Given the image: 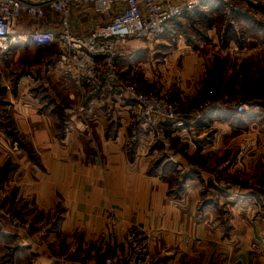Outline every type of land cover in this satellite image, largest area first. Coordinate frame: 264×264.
Instances as JSON below:
<instances>
[{
	"label": "crops",
	"instance_id": "0c3cea01",
	"mask_svg": "<svg viewBox=\"0 0 264 264\" xmlns=\"http://www.w3.org/2000/svg\"><path fill=\"white\" fill-rule=\"evenodd\" d=\"M87 9L71 7L74 27L107 17ZM207 13L201 7L182 14L154 43L119 41L120 75L181 100L218 91L211 82L222 79L205 71L212 63L204 58L214 53L215 43L179 38L185 24ZM57 18L50 14L44 24L55 26ZM35 68L38 74L27 71L13 92L2 93L9 103L0 106L6 111L5 119L0 116V169L7 163L11 169L0 192L32 230L24 238L0 216V264H102L108 255L129 254L128 227L141 236L155 264H264V203L257 207L241 196L254 189L212 184L213 193H205L203 181L211 179L201 171L179 187L183 154L165 155L160 144L153 148L157 140H169L154 132L183 141L196 124L220 123L221 107L212 106L196 124L176 128L166 122L147 132L131 122L126 96L118 90L81 92L69 63L52 56ZM160 71L170 73L168 79ZM35 84L38 91L31 90ZM220 173L230 175L227 169Z\"/></svg>",
	"mask_w": 264,
	"mask_h": 264
},
{
	"label": "rangeland",
	"instance_id": "374dc122",
	"mask_svg": "<svg viewBox=\"0 0 264 264\" xmlns=\"http://www.w3.org/2000/svg\"><path fill=\"white\" fill-rule=\"evenodd\" d=\"M238 5L239 8L231 9L229 14L220 3L203 6L208 9V13L202 17L197 16V20L193 17L190 26L185 24L182 27L179 37L183 41L199 40L203 46L215 43L212 56L204 57L207 60L211 59L212 63L211 68H206L205 71L208 70L213 77L220 76L221 81L214 79L211 82L213 89L219 85V90L213 91L212 94L197 93L185 100L171 98L165 94L170 100L181 104H187L190 101L195 104L201 103L205 97H208L210 102L220 105L219 107L222 109L219 112L221 117H218L220 123L196 124V122L202 121L203 116L210 108L199 119L193 121V116H190L186 123L190 122L197 126L188 132L189 135L183 141L172 136V133L169 132L163 134L154 132L156 138L158 136L164 141L169 139L166 142H169L171 146L165 148V145L162 144L163 141L157 140L153 148L160 149L158 146L160 144L165 155L183 154L185 161L183 160L184 164L182 169L180 168V173L184 178L178 181L179 187L185 184V179H197L196 175L198 171H201L203 176L211 179V182L203 181L205 184L203 192L213 193L209 188L212 184L218 188L233 186L241 189L247 188V190L253 188L254 191L243 193L241 196L252 198L251 201L257 203V207H259L264 203V0H240ZM79 9L81 8L78 7ZM87 12L95 13L90 7ZM26 43L15 42L5 51L0 50V106L9 103L2 93L4 91L13 92L17 88L18 80L26 75L27 71L38 74L39 70L35 68L38 62L51 56L61 62L60 53L56 47L33 45L32 48H29ZM176 43L177 39L174 38L170 48L174 47ZM19 44L24 45L19 47L17 46ZM235 61H237L236 66L232 63L229 65V62L235 63ZM161 62H163V56L158 58V63ZM169 74L166 71H160L158 76H161L162 80H166ZM120 78L126 84L135 83L121 75ZM137 85L148 91L157 88L152 85ZM162 86L165 87V84H161L160 88ZM38 88L35 84L31 90L38 91ZM126 99L128 104L130 100L127 96ZM238 105H242L241 110H238ZM81 107L83 108V106ZM129 110L131 122L136 125L132 119L130 107ZM1 115L5 119L6 111H1ZM9 123L7 121V124ZM186 123L181 127L186 126ZM0 125L3 124L0 122ZM206 143H210V145ZM203 148L206 149L203 150ZM246 154H248V159H246ZM161 157L163 158V156ZM171 163H168L167 166ZM10 169L9 163L0 169V189ZM224 169H227L230 175L226 173L225 176L219 177L218 174L222 173ZM245 172L248 177H245ZM8 197L9 195L6 193L0 192V216L5 217L12 228L20 230L24 234V238H27L32 230L31 223L8 208ZM206 203L207 201L204 200L201 204ZM130 229L136 232L134 227H128L124 238ZM146 255L149 262L155 264V260L153 257H149L147 251Z\"/></svg>",
	"mask_w": 264,
	"mask_h": 264
},
{
	"label": "built area",
	"instance_id": "2783aa9c",
	"mask_svg": "<svg viewBox=\"0 0 264 264\" xmlns=\"http://www.w3.org/2000/svg\"><path fill=\"white\" fill-rule=\"evenodd\" d=\"M239 1L0 0V50L5 51L19 41L54 46L60 53V60L71 66L81 92L89 89L95 93L103 88L118 90L130 100L128 104L136 125L153 131L171 122L177 128L183 126L190 116H193V121L199 119L215 104L208 97L201 103L190 101L181 104L157 91L122 82L115 64L117 44L133 37L154 43L182 14L192 13L210 3L222 4L229 14L231 9L239 8ZM72 6L90 7L95 13L106 14L107 17L74 27L70 19ZM53 13L58 14L56 25L44 24ZM237 108L241 110L242 105ZM164 145L165 148L171 146L169 142ZM125 242L129 249L127 256L108 255L102 264H151L138 233L130 229Z\"/></svg>",
	"mask_w": 264,
	"mask_h": 264
}]
</instances>
